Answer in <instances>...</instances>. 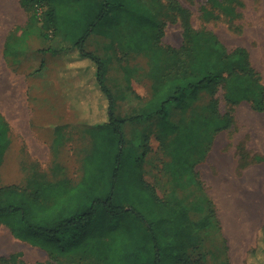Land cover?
<instances>
[{
  "label": "trees",
  "instance_id": "trees-1",
  "mask_svg": "<svg viewBox=\"0 0 264 264\" xmlns=\"http://www.w3.org/2000/svg\"><path fill=\"white\" fill-rule=\"evenodd\" d=\"M105 1L22 0L26 8L33 10L37 20L43 22L44 28L52 31L51 35L50 32L44 34L46 39H49L48 50L52 53L78 52L81 57L92 62L95 69H93L94 78L91 89L96 87L98 92L102 93L106 103L104 104L106 117L84 127L80 122L79 126L77 125L80 128V134L73 141L78 143L76 152L82 154V172L77 177L69 175L58 159L59 152L65 145V135L61 134L54 142L51 175L47 176V174L41 173L40 169L36 167V170H33L28 176L25 185L12 183L0 186V225H6L14 236L21 240L31 241L34 245H40L36 240L38 239L36 235L41 234L43 235L41 237L49 240L52 238L63 239L77 232L83 233L86 230L91 232L92 225L101 222V220L109 221L111 229L115 219L122 217L125 213L128 215L130 211L127 208L128 202L131 200L130 187L136 189L132 184L148 191L149 188L152 189L151 185L145 181L142 171L145 156L152 150L148 142L150 136L145 138L142 143L128 145L124 127L128 122L154 117L156 120L158 119V129L162 130L156 136L161 141L162 151L170 156L167 168L173 175V182L170 186L172 199L170 200L174 204V217H170L171 222L166 225L170 224L174 230L171 229L169 233L165 231L166 226L164 229L163 222L165 220L162 221L161 228L163 235L167 238L172 236L170 233L173 232L172 241L174 244L164 238L162 239L166 243L159 244V240H154L153 235H147L148 245L143 244L145 240L140 245H136L135 254L136 257L138 256L136 264H202V246L196 241V235L194 236V232L190 229L186 232L182 231L179 224L181 218H185L181 220L183 223L189 224V216H186L187 211H181V204H178L179 200H177L178 186H181L182 173L180 174V170L182 166L189 170L194 165V162L188 161L190 160L188 154L182 155L187 142L180 136L191 137L187 143L190 144L189 148H192L191 151L194 154H197V150L200 149L201 155L198 160H203L210 150L215 134L234 122V109L237 105L242 101H248L254 110L264 111V84L261 74L255 69L250 53L245 47L238 46L233 50H228L213 32L194 29L189 10L170 0L168 6L172 11H177L180 14L184 24L185 39L187 42H191L198 61L192 62L180 74L177 73L170 78L169 71L164 73L165 69L162 67L164 61L157 60L158 62H156V58L153 56L156 46L149 45L145 41L149 39V36L136 35L134 25L130 26L134 35L131 36L127 47L136 49L132 53H138L139 49H144L149 65L158 66L160 64L162 66L160 69L158 68L161 70L158 79L154 78L151 84L150 97L137 109L138 113L128 117L120 116L116 112L117 95L115 96L107 82L108 60L105 56L88 50L86 47L89 36L97 30L99 22L109 15L110 10ZM211 1L222 5L219 0ZM156 2L157 7L155 8L162 19L159 30L153 31L157 42L156 32H162L164 16H168V14L162 9L164 1L156 0ZM37 3L46 7L41 19L36 13L35 5ZM85 6L87 9L83 10L82 7ZM66 7H68L67 10ZM222 8L226 12L233 11L231 6L223 7L222 5ZM203 9L207 16L211 14L205 7ZM84 11L85 15L82 14ZM112 32L110 33L112 34ZM133 56L137 57V55ZM157 66L155 68L150 66L148 73L150 70H154L156 73ZM218 86H223L226 89L225 98L231 103L227 105L225 112L221 111L215 98L207 105L210 111L208 120H204L202 115L205 112L203 105L197 106L200 108L198 109L199 136L194 135L197 133L196 127L193 128V131L191 129L190 133L186 130L183 131V124L178 127L177 121L171 117L169 105L174 103L181 107L191 96H196L202 90L214 93ZM90 96L77 97L80 102L78 109L82 112L90 109ZM195 119L196 117L193 120ZM2 122L7 125V131L3 138L0 136V140L8 138V142L5 143L2 150L0 148V167L5 149L10 143V127L0 115V124ZM160 122H166V124L160 125ZM203 127H209L212 130L207 139L209 140L208 145H204V147L202 143L205 138L201 135ZM174 143L179 145L181 150L167 151ZM203 148H206L205 152ZM167 216L170 215L167 214ZM201 223L202 221L197 222L198 225ZM100 225L94 227L99 228ZM151 230L152 225H146L145 231L151 233ZM99 236L103 237L102 234ZM19 256L20 253L1 256L0 264H9L13 261H17V264H26L18 259ZM257 258L259 264H264V242ZM51 263V261H45L38 264Z\"/></svg>",
  "mask_w": 264,
  "mask_h": 264
},
{
  "label": "rangeland",
  "instance_id": "rangeland-1",
  "mask_svg": "<svg viewBox=\"0 0 264 264\" xmlns=\"http://www.w3.org/2000/svg\"><path fill=\"white\" fill-rule=\"evenodd\" d=\"M163 1L164 5H162V9H164L168 16H164L165 22L162 32H156L155 37L158 40L157 42L153 36V31L159 30L162 19H160L159 12L155 8L157 7L156 0L105 1L108 4L110 12L109 15L99 22L98 27L113 28V30H115L112 34L110 32L107 34L108 45L111 42L114 44V47H106L100 49V51L104 52V56L108 60L107 82L109 87L114 92L115 96L116 94L119 96L121 93H124L123 98L119 99L120 101L117 105L116 112L120 116L128 117L131 114L138 113L137 109L150 97L151 84L154 78H156V80L158 79V74L161 72L158 68L160 69L162 65L165 69L164 73H168L169 71L170 78H172L177 73L180 74L184 71L183 69L189 67L192 62L198 61V58L195 57L191 42H187L185 39L184 24L180 14L169 8L168 3L170 0ZM173 1L189 10L191 23L194 29L213 32L228 50H233L238 46L245 47L250 53V58L255 69L261 74L262 83L264 84V0H219L222 2L223 7H233L232 12L224 11L222 5L215 4L211 0ZM42 6L45 11L46 7L44 5ZM204 7L211 12L209 16L205 14ZM67 9L68 7H66V10ZM133 25L136 30V35L140 37L149 36V39L145 41L149 45L153 44L156 46L155 53H153L156 62H158L157 60H163L164 64H159L158 66L155 64L149 65V60L146 58L144 49H139L138 53H132L136 51V49L127 47V43H129L131 36L134 35L133 30L130 28V26L133 27ZM98 30L99 29L94 33ZM44 42L45 44H49V39H46V36ZM86 47L89 49V45H86ZM63 55L64 54L55 56L59 57ZM132 55H137L138 59L143 62L142 66L144 67V69L139 70V94L136 93V97L134 96L133 100L131 99L132 96H127V94L131 92V69L137 58L135 56L132 57ZM150 66L154 68L157 66L156 73L154 70H150L149 73L147 72V67L150 68ZM145 73H147V75H144ZM54 74L58 76L56 72ZM65 76L66 74L59 77L62 78ZM59 77L57 80L60 81ZM1 82L2 81H0V83ZM69 88L71 87L67 85L61 87V100L70 97L68 96ZM46 91L44 90L43 92ZM91 93L92 95L89 97L90 109L82 112V110L79 111L76 108L75 117L70 123L75 121V123L78 124V121H80L82 127H84L85 125L106 117L104 105L106 103L102 93H99L96 87L91 89ZM225 94L226 89L223 86H218L214 93L202 90L196 96H191L181 107L171 103L169 105L171 117L174 121H177L176 124H179L177 125L178 127L183 124V131L186 130V132L190 133L191 129L193 131V128L196 127L197 133L194 135L199 136L198 109L200 108L197 106L203 105L205 112L202 115L204 116V120H208L210 119V111L207 105L211 103L213 99L216 98L222 112H225L227 105L231 104L226 100ZM44 99L48 100L49 98L44 97ZM75 100V104L77 105L79 99L76 98ZM131 103H134L136 106V111L134 110V112L131 110ZM248 104V101H242V105L239 107V113L247 110V108H244V105L246 106ZM55 110H57V106H55ZM57 115H59V117L57 116L56 119L59 120L65 117V114L61 112ZM194 117H196L195 120H193ZM166 122H160V125L166 124ZM145 123V120L126 123L125 133L127 136H130L128 138L132 141L141 138L142 131L145 130ZM157 123L158 119L154 120L149 126L150 131H153L149 133V136L152 134L154 137L159 131H162L160 128L158 129L159 125ZM79 129L80 128L76 125L75 127L71 126L64 130V134L68 137L69 143L67 144L65 141V145L61 148L66 154L67 161H65L68 163L70 173L74 175V177L80 174L78 173L79 169L77 164L78 152H76L78 143L73 141L79 136ZM6 131L7 125L2 122L0 124V136H2V138L6 135ZM210 131L212 130L209 127L202 128L201 135L205 138L202 143L203 147L204 145H208L209 140L207 139L210 136ZM55 134L57 135V132ZM180 137H182V140L185 139L187 143L191 140L190 136L183 135ZM13 138L14 140L22 141V137L17 134H13ZM7 139L8 138L0 140L1 150L5 147V143L8 142ZM152 141L153 147L156 148L158 146V141L155 139ZM187 143L183 149L184 153H182V155L186 156L188 154L187 156L190 157L188 161L190 163L194 162V165L189 169L191 172L189 175L190 183L187 184L182 181L183 183L180 184L182 189L179 191V198H181L180 192L185 191L188 194H185L187 198H182L183 202L189 197H194L196 199V204L203 208L202 220L199 221H202V223L200 225L196 224L195 226L191 223L185 224L181 221L185 218H181L179 220V224L181 225L180 229L185 232L189 229L196 232V241L202 246V264H259L257 255L261 252L264 242V223L258 222V217L243 215L229 217V219H246L249 220V222H215V218L210 213L211 209L207 206V196H209V193L206 187H204V189L202 187L194 189L195 183L201 185V182L195 179L197 173L194 171L196 163L198 164L200 161L198 159H200L201 150L198 149L197 154H194L191 151L192 148H189L190 144ZM127 144L136 145L137 143L129 142ZM19 146L20 144H10V146H7L8 148L5 149L6 159L1 167L3 182H19V180L24 178L23 174L25 173V168L24 166H20V160L21 158L23 159V164L30 161L25 158L24 151L20 152ZM155 150L162 151V148L160 147ZM169 150L173 152V150L179 151L181 149L179 145L174 143L170 149H167V151ZM205 150L206 148H203L204 152ZM156 162L157 160H155L154 163ZM47 165L48 164H46L45 167ZM205 168L209 173V166H205ZM185 170V167L182 166L180 174L185 173ZM151 174L152 173L147 174L146 177L150 179L152 176ZM177 180L179 181L178 178ZM132 186L136 189L130 187L131 200L128 202L129 205L127 206L130 211L128 215L125 213L122 217L115 219L111 229L109 228L111 225L109 221L106 222V220H101V222L92 225L93 230H91V232L86 230L83 233L77 232L68 235L63 239L52 238L51 240L43 238L41 237L43 235L39 234L36 235L38 237L36 240L40 245H34L28 240H13L17 245H10L9 247L7 235H10V230L6 225L2 224L0 225V246L3 248L0 249V253L9 254L11 250L14 251L13 253H20L18 259L26 264H38L44 260L50 262L51 258L49 253L56 252L69 256L65 260L63 259V262L67 264H134V262L136 264L138 257H136L135 254L137 251L136 245H140L144 240L143 244L148 245V241L146 240L147 235H153L154 240H159V244L162 242L166 243L162 238L165 240L169 239V241L174 244L172 241L173 232L170 233L172 236L167 238V236L163 235L161 228V223L165 220L163 221L165 224L164 229L166 226L165 231L169 233L172 229L170 224L166 225L168 222H171L170 217H174V204L172 201L163 198L164 195L159 192L157 187L151 186L152 189L148 187V191L137 185L132 184ZM170 186L171 184L169 182L163 185L166 190H168ZM183 202L180 200L178 204H182ZM167 214L170 216H167ZM186 216H188L187 213ZM127 217L128 220H126ZM148 224L152 225L151 233L145 231V227ZM95 225H100V227H94ZM173 230L174 228L172 231ZM99 234H102L103 237L101 238ZM145 248L147 249V247ZM9 264H17V261L10 262Z\"/></svg>",
  "mask_w": 264,
  "mask_h": 264
},
{
  "label": "crops",
  "instance_id": "crops-1",
  "mask_svg": "<svg viewBox=\"0 0 264 264\" xmlns=\"http://www.w3.org/2000/svg\"><path fill=\"white\" fill-rule=\"evenodd\" d=\"M82 8L87 9L86 6ZM82 14L85 15V11ZM97 29L99 30L96 33L94 31L89 36L86 45H89L88 50L104 56V52L100 49L114 47L111 42L108 45L107 39L108 32H112L113 29L102 27ZM45 32L52 34L50 29L44 28L43 22L37 20L33 10L24 6L22 0H0V81H2L0 83V115L10 127L8 147L10 144H20V152L24 151L25 158L30 161L23 164V159L20 160V166L25 168L22 180L3 182L1 167L6 159V152H4L0 167V186L12 183L25 185L28 176L36 170V167L41 173L51 175L54 140L61 134L65 135L66 128L79 126L80 121L78 124L75 121L70 123L75 117V111H77L75 109H78L80 105V102L75 104V99L91 95L93 69H95L92 62L81 57L78 52L53 54L48 50V44L44 42ZM62 54L64 57L55 56ZM142 64L143 62L137 57L131 69V92L127 96H132V100L139 92L138 74L140 69H144ZM148 70L147 67V72ZM55 72L58 76L54 74ZM65 74V77H59ZM58 77L60 81L57 80ZM66 85L71 87L68 90L70 97L61 100V87ZM44 90L47 91L43 92ZM123 96L124 93H121L117 97L116 105ZM44 97L49 99L45 100ZM241 105L242 103L234 109V122L215 134L206 157L198 164L196 163L194 168L197 173L195 179L201 182V185L195 183L194 189L206 187L209 193L207 206L211 209L210 213L216 223L249 222L246 219H229V217L240 215L258 217V222L264 223V111L254 110L249 103L244 105L247 110L239 113ZM130 107L132 111L136 108L134 103H131ZM60 112L65 114L62 120L56 119ZM154 120H156L154 117L145 120V130L142 131V137L136 141L130 140L128 138L130 136L125 133L126 141L142 143L149 133L153 132L150 131L149 126ZM13 134L22 137V141L14 140ZM151 136L152 134L148 142L152 150L145 156L142 165L143 177L148 184L159 189V192L164 195L163 198L172 199L171 188L166 190L163 187L164 183L173 182V175L167 168L170 156L164 151L155 150L160 148L161 141L157 136ZM153 139L158 141L156 148L152 145ZM65 141L69 143L67 136ZM58 159L71 175L63 149L59 152ZM155 160H157L156 163H154ZM46 164L48 165L45 167ZM77 164L78 173L81 174L82 154L80 153H77ZM205 166H209V173ZM149 173H152L150 179L146 177ZM190 173L186 168L185 173L181 174V183L182 181L190 183ZM178 187L177 200L183 202L182 198H187L185 194L188 193L181 191V198H179L182 186ZM180 209L187 211L188 222L194 226L202 220L203 208L196 204L194 197L186 199ZM9 234L7 235L8 246L17 245L13 240L21 239L15 237L11 230ZM195 235L196 232H194ZM2 248L0 246V249ZM13 252L11 250L9 254L0 253V257ZM68 257L58 253L50 255L51 264H67L63 261Z\"/></svg>",
  "mask_w": 264,
  "mask_h": 264
},
{
  "label": "built area",
  "instance_id": "built-area-1",
  "mask_svg": "<svg viewBox=\"0 0 264 264\" xmlns=\"http://www.w3.org/2000/svg\"><path fill=\"white\" fill-rule=\"evenodd\" d=\"M35 7H36V12H37L38 16L41 17L43 15V12H44V7L38 3L35 5Z\"/></svg>",
  "mask_w": 264,
  "mask_h": 264
}]
</instances>
